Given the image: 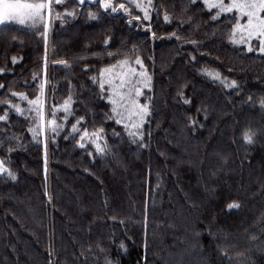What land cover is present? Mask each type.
<instances>
[{
  "label": "trees",
  "instance_id": "16d2710c",
  "mask_svg": "<svg viewBox=\"0 0 264 264\" xmlns=\"http://www.w3.org/2000/svg\"><path fill=\"white\" fill-rule=\"evenodd\" d=\"M62 3L55 11L76 15L55 20L51 55L43 27L0 26V101L32 108L20 115L0 103V115L8 111L0 158L17 176H0V264H105L106 257L113 264H264V55L234 45V21H213L200 0H154L150 21L129 5L144 33L99 4ZM173 32L179 40L169 38ZM105 49L139 57L144 68L132 66L151 76L139 98L151 96L147 147L103 120L110 106L90 77L124 58ZM205 69L238 87L222 86ZM13 92L39 97V114ZM69 96L70 112L85 117L81 127L103 124L107 155L70 135L74 116L62 119ZM53 118L63 125L58 134ZM247 128L257 132L253 144L242 138ZM231 202L241 207L228 210ZM121 241L126 253L117 250Z\"/></svg>",
  "mask_w": 264,
  "mask_h": 264
},
{
  "label": "snow or ice",
  "instance_id": "6c2138e0",
  "mask_svg": "<svg viewBox=\"0 0 264 264\" xmlns=\"http://www.w3.org/2000/svg\"><path fill=\"white\" fill-rule=\"evenodd\" d=\"M98 3L105 12L109 10L112 13H124L127 16L132 17V8L129 5L134 6L135 9L143 13V20L150 21L151 15L149 9L154 8V0H125V2H118V0H77L78 5H84L85 3ZM203 6L206 7L211 14L213 21H219L223 16L231 21H234L231 25V40L236 44L247 45V51H253V41L257 42V50L260 53H264V0H200ZM62 0H0V25H4L11 22H16L21 25H29L36 30H39V26L43 25L44 34L46 35L48 27L52 21V18L63 19V16L75 17V11H65L63 16L60 12L54 11V5H60ZM192 4H196L197 0H191ZM88 16L92 19H97L95 13L89 11ZM136 21H141L140 15L133 17ZM164 19L169 20V16L165 14ZM129 24H132V19L128 20ZM153 38H156V34L152 33ZM175 37L177 40L180 36L176 32L171 33L169 38ZM110 39V38H109ZM192 43H195L194 41ZM107 40L105 41V45ZM107 51V49H105ZM95 55L99 56V53ZM109 57H118L123 55V59H116L115 63H109L100 69H97V75L90 77V80L97 86L98 95L101 99L105 100L110 106L109 111L103 114L104 121H112L117 125L122 126V130L125 132L131 143L140 144L142 147H147L143 143L145 138L144 123L146 118L151 114V96L146 98L145 103H140L139 98L144 96V89H151V76L148 75L147 70H138L133 67L135 64L139 66V69H143V61L136 57L134 60L128 58V54L107 51ZM16 57L12 58V62H16ZM83 59V57H81ZM195 60V57H192ZM63 64H67L66 61H61ZM85 71L88 70V65L84 66ZM126 69V70H125ZM4 71L0 68V73ZM206 74L212 77L214 80L220 81L222 86L228 88H237V81L232 80L230 82L227 79L221 80V76L218 72L204 70ZM36 78L35 75L33 77ZM43 84L41 88H43ZM186 87V85H185ZM5 88L4 84H0V89ZM178 95L182 98L184 104H190L191 100L184 97V92L179 91ZM12 96H19L21 100L27 101V103L36 109L39 114V106L41 100L38 97L35 100L29 99L23 93L13 92ZM249 103L254 104L252 96L247 98ZM0 103L8 105L15 112L20 115H24L25 112L32 111V108L21 109L19 105L12 104L10 101H0ZM73 98L69 96L62 105L63 120H67L69 115L74 116L73 112H70ZM259 106L264 109V97L259 99ZM55 115V113H50ZM75 123L71 124V133L73 139L76 135L80 136V141H90L94 144V151L101 156L107 155L111 148L108 145L107 133L103 124L97 126L95 122L88 127H81L85 124V117L83 115L75 117ZM8 111L5 110L3 115H0V121L7 122ZM189 122L195 125L197 122L189 117ZM51 131L53 134H58V129L63 125L57 123V120L53 118L51 120ZM91 128V131L89 130ZM34 131V130H33ZM82 133V134H81ZM35 134V133H34ZM113 136H119L120 134L113 130ZM150 135V133H149ZM257 132L251 128H247L242 133V138L247 144H253ZM68 136H65L67 139ZM80 147L84 148V143H80ZM13 149L11 147L6 149L7 153H11ZM11 161L6 158H0V176H7L12 180H16L17 176L12 170ZM227 209H239L241 205L237 202H231L227 204ZM119 253H126L127 247L123 241L118 244L117 248ZM104 251V249H101ZM105 264H113V261L107 259ZM115 264H119L118 261Z\"/></svg>",
  "mask_w": 264,
  "mask_h": 264
},
{
  "label": "rangeland",
  "instance_id": "374dc122",
  "mask_svg": "<svg viewBox=\"0 0 264 264\" xmlns=\"http://www.w3.org/2000/svg\"><path fill=\"white\" fill-rule=\"evenodd\" d=\"M64 3H65V1H64ZM86 4H98V3H91V2H88V3H85L84 5H86ZM61 5H63V3L62 4H60V6ZM83 5V6H84ZM56 6L57 5H54L53 6V9H54V11H55V8H56ZM102 8V7H101ZM104 11V10H103ZM105 12V11H104ZM108 12H110L111 14H113V15H121L122 14V16H124V17H126V19H127V21L129 20V19H132V24H130L132 27H133V29H135V31L137 30V31H139V32H141V33H144L145 31L146 32H149L147 29H144V28H142V25H141V21H136L135 19H133V15H132V17H129V16H127V14H124V13H112L110 10L108 11ZM55 20H58V19H56L55 17H53L52 18V21H51V23H50V25H49V27H48V30H47V33H46V35L44 34V28H43V34L42 35H39V37L41 38L40 40H41V44H42V46H43V44H44V47H45V49H47V53H48V55H49V53H50V55L52 54V49H53V40H54V35H55V29H56V26H55ZM59 21V20H58ZM60 22V21H59ZM16 25V24H18V23H16V22H11V23H7V24H4V25ZM64 25H65V23H64ZM64 25L62 24V27H64ZM0 26H3V25H0ZM39 27H43V25H40ZM135 27V28H134ZM22 36V35H21ZM23 37V36H22ZM254 42L256 43V45H254ZM234 45H237V46H243V47H245L246 49H247V45H243V44H236V43H233ZM252 44H253V51H251V52H255V53H257V54H261V55H264V53H260L258 50H257V47H258V45H257V42L256 41H253L252 42ZM193 47V46H192ZM51 56H49V59H48V61L50 60L51 61ZM3 63L5 64L6 62L5 61H3ZM48 71H49V69H48ZM47 80H49L48 78H47ZM48 82V81H47Z\"/></svg>",
  "mask_w": 264,
  "mask_h": 264
}]
</instances>
